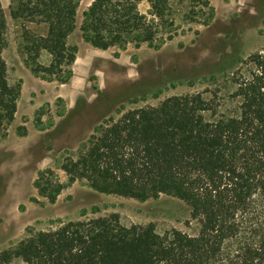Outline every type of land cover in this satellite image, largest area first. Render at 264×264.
<instances>
[{"label":"trees","instance_id":"1","mask_svg":"<svg viewBox=\"0 0 264 264\" xmlns=\"http://www.w3.org/2000/svg\"><path fill=\"white\" fill-rule=\"evenodd\" d=\"M81 1L12 0L25 64L42 80L70 81L77 31L103 52L159 50L178 36L182 0H93L78 24ZM187 11L189 24L208 26L214 17L209 0H187ZM7 30L0 3V128L13 123L20 96L4 59ZM118 114L63 160L67 184L47 169L34 183L38 194L53 204L67 185L84 181L99 194L140 202L174 197L189 207L196 235H159L151 223L124 227L112 214L31 234L0 251V264H264V48L213 89Z\"/></svg>","mask_w":264,"mask_h":264},{"label":"rangeland","instance_id":"2","mask_svg":"<svg viewBox=\"0 0 264 264\" xmlns=\"http://www.w3.org/2000/svg\"><path fill=\"white\" fill-rule=\"evenodd\" d=\"M92 1H81L78 24ZM209 1L214 17L208 26L187 23V0L178 2V36L159 50L130 46L103 52L84 43L77 31L69 40L78 49L73 76L61 85L42 80L26 66L20 24L11 17L13 2L0 0L8 29V79L20 85L15 119L0 128V251L61 223L112 214L124 227L151 223L159 235L171 230L196 235L189 207L174 197L140 202L99 194L77 181L50 204L34 183L51 169L67 184L59 169L63 160L75 158L95 129L118 119L119 111L156 107L171 97L213 89L240 60L263 50L264 0ZM49 62L42 53L39 63Z\"/></svg>","mask_w":264,"mask_h":264}]
</instances>
